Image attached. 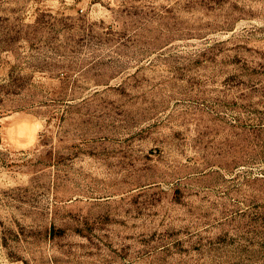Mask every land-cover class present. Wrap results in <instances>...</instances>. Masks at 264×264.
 <instances>
[{
	"label": "rangeland",
	"instance_id": "1",
	"mask_svg": "<svg viewBox=\"0 0 264 264\" xmlns=\"http://www.w3.org/2000/svg\"><path fill=\"white\" fill-rule=\"evenodd\" d=\"M0 264H264V0H0Z\"/></svg>",
	"mask_w": 264,
	"mask_h": 264
}]
</instances>
